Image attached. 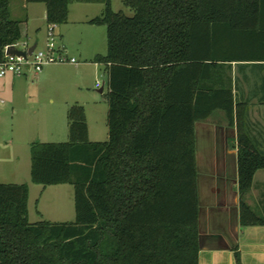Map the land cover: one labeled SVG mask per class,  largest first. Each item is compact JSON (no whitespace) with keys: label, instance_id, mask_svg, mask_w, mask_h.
Here are the masks:
<instances>
[{"label":"trees","instance_id":"1","mask_svg":"<svg viewBox=\"0 0 264 264\" xmlns=\"http://www.w3.org/2000/svg\"><path fill=\"white\" fill-rule=\"evenodd\" d=\"M27 2L46 5L48 26L68 23L75 2L104 5L89 24L107 28L94 61L109 78V139L90 141L75 104L67 142L32 144V182L74 186L76 218L31 223L29 185L0 183V264H200L196 124L216 112L238 130L240 223L264 226L245 201L264 170L246 133L264 78L248 93L241 84L264 72V0H123L132 17L112 0ZM25 22L0 0V63Z\"/></svg>","mask_w":264,"mask_h":264},{"label":"rangeland","instance_id":"2","mask_svg":"<svg viewBox=\"0 0 264 264\" xmlns=\"http://www.w3.org/2000/svg\"><path fill=\"white\" fill-rule=\"evenodd\" d=\"M10 1L12 2V18L15 19L18 16L21 21L28 18L27 23L22 24L24 36L40 38L44 44L38 49H44L47 42V21L43 13L45 5L30 3L28 4L29 10H25L22 9L21 0H17L18 10L16 12L14 1ZM82 7L85 6L72 5L73 20L82 18L83 14H81V10H78ZM93 7L99 10L103 9L101 5ZM112 8L115 12H123L128 17L134 15V12L124 5L123 0H112ZM74 23L75 21L69 22V24L56 28L57 41L61 42L58 30L65 26L68 32L64 35L63 40L67 46L69 57L81 63L87 59L88 63H92L91 68L83 70L82 66L75 67L70 63L51 64L46 66L41 74L31 70L26 76L20 78L16 91V94H19V101L16 105L9 101L8 95H0V131L7 129L9 133H3L2 137L13 135L11 130H14L16 139L15 145L7 147L0 144V183H26L30 186L28 204L31 223L44 220L55 223L74 222L76 218L75 190L74 186L70 184L45 188L32 182L30 174L31 147L26 144V139L68 141L67 114L70 107L75 104L83 105L85 108L90 129L89 139L92 142H105L109 139L107 123L109 78L104 66L96 75L92 70L94 68L92 60L98 54H107V28ZM50 69H57L55 76L59 81L43 78V75ZM7 80L8 78L0 79V85H3ZM241 84L248 93L250 88H253L254 79H251L250 82L241 80ZM102 87L104 90L101 93ZM5 90L4 92L9 94L8 87ZM262 177L264 178V176ZM260 193V191H256L254 210L257 216L264 218L263 208L259 204Z\"/></svg>","mask_w":264,"mask_h":264},{"label":"crops","instance_id":"3","mask_svg":"<svg viewBox=\"0 0 264 264\" xmlns=\"http://www.w3.org/2000/svg\"><path fill=\"white\" fill-rule=\"evenodd\" d=\"M13 1L17 12V0ZM9 2L10 12L12 13V2L10 0ZM21 2L23 3L22 9L29 10L30 7L28 4L30 3H28L27 0H21ZM73 4L85 6L78 9L79 11L81 10L80 12L83 14L82 18H78L77 20L72 19L71 7ZM73 4L70 5L69 20L66 24L74 21V24H89V21L100 16L104 9V5L100 3L75 2ZM97 5L103 6V9L99 10L93 7ZM43 13L47 21L46 5L43 9ZM15 19L21 20L18 16ZM27 19L25 23H27ZM67 32L68 29L65 26L58 30V35H60L61 38L60 44L66 49L67 46L63 38ZM43 44L44 42L42 43L40 38H30L28 35L24 36L23 34V38L19 42V47L23 49L24 45H26L30 49L35 45L38 48ZM92 61L94 65L92 70H94V75H96L104 65L96 63L94 60ZM91 64L92 63H88L86 59L82 63L78 61L77 64H72V66H82V69L85 70L89 68ZM56 71L57 69L48 70V72L43 75V78L59 81L55 76ZM29 72L28 70L22 75L9 74L4 78H0H8L3 85H0V95H8L9 101L13 105H16L19 101V94H16V91L18 90L20 78L24 75L26 76ZM41 73H43V71ZM263 78L264 72L257 74L256 79H254V84L255 82L256 86L263 84ZM7 87L9 94L4 92ZM103 87L101 89H103ZM261 97L262 96L258 94L250 100L246 115V133L255 147L257 146L259 149L264 150V101L261 100ZM2 103H4L3 100ZM11 131L13 135L4 138L2 137L3 133L9 134L7 129L0 131L1 145L7 147L15 145V131ZM38 141L51 143L67 142L62 140L40 139ZM34 142L37 141L33 138L26 139V144H28L29 147H31ZM196 158L200 202V264H236L235 253L237 250L241 253L243 264H264V226L244 227L240 223L241 195L239 191L238 174V130L236 126L229 124V120L223 112H216L210 119L196 124ZM263 171L264 170H260L256 173L253 187L245 196V201L253 210L254 206H256V191H260L259 204L264 211ZM257 178H259V181H257ZM254 212L256 213L255 210Z\"/></svg>","mask_w":264,"mask_h":264},{"label":"built area","instance_id":"4","mask_svg":"<svg viewBox=\"0 0 264 264\" xmlns=\"http://www.w3.org/2000/svg\"><path fill=\"white\" fill-rule=\"evenodd\" d=\"M57 27V25L48 26L46 47L44 49L36 48L31 55L28 53L26 56L9 55L6 53L7 47L4 61L0 63V78L9 74L22 75L28 70L41 73L46 66L51 64H77L78 61L70 58L67 49L57 41L55 34ZM14 46L20 49L19 43ZM20 50L28 52L29 48L24 45V48Z\"/></svg>","mask_w":264,"mask_h":264},{"label":"water","instance_id":"5","mask_svg":"<svg viewBox=\"0 0 264 264\" xmlns=\"http://www.w3.org/2000/svg\"><path fill=\"white\" fill-rule=\"evenodd\" d=\"M36 48H37V46L35 45V46L31 47L28 50V52H25V51H22V50L16 48L15 46H9L8 49L6 50V53L9 54V55L26 56L27 53L29 55H31L35 51ZM100 92H103V89H101Z\"/></svg>","mask_w":264,"mask_h":264}]
</instances>
